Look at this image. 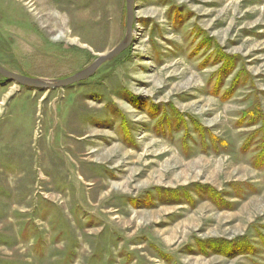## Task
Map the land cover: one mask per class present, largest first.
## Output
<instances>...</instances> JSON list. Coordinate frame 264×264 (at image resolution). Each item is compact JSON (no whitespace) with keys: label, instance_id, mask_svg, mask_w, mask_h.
<instances>
[{"label":"rangeland","instance_id":"1","mask_svg":"<svg viewBox=\"0 0 264 264\" xmlns=\"http://www.w3.org/2000/svg\"><path fill=\"white\" fill-rule=\"evenodd\" d=\"M126 35V0H0L30 78ZM0 264H264V0H136L90 79L0 76Z\"/></svg>","mask_w":264,"mask_h":264},{"label":"water","instance_id":"2","mask_svg":"<svg viewBox=\"0 0 264 264\" xmlns=\"http://www.w3.org/2000/svg\"><path fill=\"white\" fill-rule=\"evenodd\" d=\"M126 9L127 35L125 39L108 54L99 56L89 67L85 68L84 70L77 72L68 78L49 82L10 72L0 65V76L5 78L8 82L15 83L25 88L45 91L67 88L90 79L102 65L115 59L132 45L136 0H126Z\"/></svg>","mask_w":264,"mask_h":264}]
</instances>
